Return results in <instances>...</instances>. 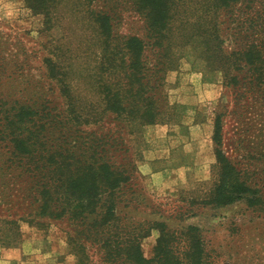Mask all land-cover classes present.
I'll use <instances>...</instances> for the list:
<instances>
[{"label": "trees", "instance_id": "obj_1", "mask_svg": "<svg viewBox=\"0 0 264 264\" xmlns=\"http://www.w3.org/2000/svg\"><path fill=\"white\" fill-rule=\"evenodd\" d=\"M26 1L46 22L58 18L66 5L86 13L97 28L101 57L95 97H81L73 92L70 66L62 64L61 45L51 48L58 60L46 59V74L64 98L63 112L47 94L10 100L0 93L1 168L31 179L29 191L41 198L38 210L57 219L68 214L82 224L86 244L78 245L80 263L89 264L85 251L94 247L104 264H212L196 227L170 229L119 213L137 170L132 145L118 127L124 125L134 136L138 127L166 120L174 106L164 90L167 73L179 64L178 49L196 40L228 89L244 86L264 99V0H129L144 27L141 35L124 36L113 32L111 9L97 7L98 0ZM243 4L247 12L234 14ZM221 12H230L226 23L219 20ZM214 129L220 144L221 114ZM215 153L213 186L199 204L225 207L245 201L264 214V184L249 183L222 149ZM157 228L148 257L142 240Z\"/></svg>", "mask_w": 264, "mask_h": 264}, {"label": "rangeland", "instance_id": "obj_2", "mask_svg": "<svg viewBox=\"0 0 264 264\" xmlns=\"http://www.w3.org/2000/svg\"><path fill=\"white\" fill-rule=\"evenodd\" d=\"M95 4L111 9L116 35L143 33V20L129 0H98ZM249 6L254 7L255 3ZM236 9L247 12L245 4L235 7L234 14ZM228 18L230 12H221V22L226 23ZM98 36L88 15L74 11L70 5L60 11L58 18L46 22L44 14L33 11L26 0H0V93L10 100H34L47 94L58 111L63 112L64 98L46 74V59L58 60L51 55V48L59 43L65 55L62 64L70 66L66 71L74 79L73 92L77 90L81 97L94 98L96 65L101 57ZM198 47L196 40L185 49H178L179 64L167 73L164 90L174 106L166 120L138 127L134 136L128 134L124 125L118 127L132 145L130 156L137 170L125 187L129 201L126 206L121 203L118 211L133 221L163 222L170 229L196 227L211 253L212 264H264L262 212L245 201L225 207L198 202L213 186L218 149L243 170L249 183L264 184V99L256 92H245L248 88L244 86L228 89L220 69L208 63ZM210 84L215 86L212 88ZM194 107L195 120L203 126L191 164L203 168L190 166L187 179L180 169L181 176L174 174V182H170L169 174L151 177L144 174L140 166L146 161L150 146L157 143L152 138L153 130L167 125L172 132L177 133V129L183 132L188 127L186 115ZM220 114L221 142L217 144L214 128ZM183 156L176 152L170 163H186L191 158ZM166 161L157 159L152 168L159 172L165 168ZM1 164L0 161V264H84L79 262L78 252L79 246L86 244L84 235L80 234L82 224L68 214L57 219L38 210L41 198L29 191L31 179L26 174L20 176L16 169H2ZM158 231L152 229L142 240L148 257ZM85 252L89 264H104L94 247Z\"/></svg>", "mask_w": 264, "mask_h": 264}, {"label": "crops", "instance_id": "obj_3", "mask_svg": "<svg viewBox=\"0 0 264 264\" xmlns=\"http://www.w3.org/2000/svg\"><path fill=\"white\" fill-rule=\"evenodd\" d=\"M215 84H210V86H212ZM213 88V86H212ZM215 88V87H214ZM216 90V89H215ZM195 108H193L192 112H188L186 115V121L185 123L187 124V128L183 131V132H179L178 129L176 130L177 133L172 132V128H170V126H159L156 130H153V135L152 138L153 140H157L156 144H152L150 146V148L148 149V153L146 155V161H144L142 163V165L140 166V169L142 170V172L144 174H147L149 177L151 176H157L160 174H164V175H170V182H174V180L176 179H172L174 178V174H178V176L181 174L179 173L180 169L182 173H184V179H187L188 176V169L190 166H192V168L194 167L193 164H191L194 160V156H196L197 153V148L200 144L199 139L201 137V131H202V124L196 122L195 120ZM173 133V134H172ZM182 138V141H180V139ZM173 139V140H172ZM161 142V143H159ZM176 152H180L182 154H184V158L187 159V155L190 156L191 158H188V161L179 163V164H173L170 163V159H175V154ZM160 158H164L165 160L167 159L168 162L166 161L165 164V168L161 171H155V169L152 168L153 163H155V161L157 159ZM190 160V162H189ZM177 170H174V169ZM195 169H201L203 168V166L194 167ZM205 173V172H204ZM203 177H205V175H203ZM168 178V176L166 177ZM181 182H183V179L181 180Z\"/></svg>", "mask_w": 264, "mask_h": 264}]
</instances>
